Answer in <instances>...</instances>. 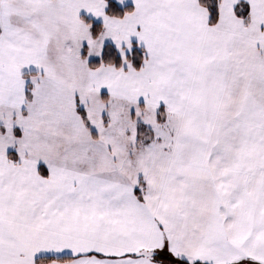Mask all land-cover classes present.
<instances>
[{"label": "snow or ice", "instance_id": "obj_1", "mask_svg": "<svg viewBox=\"0 0 264 264\" xmlns=\"http://www.w3.org/2000/svg\"><path fill=\"white\" fill-rule=\"evenodd\" d=\"M0 264H264V0H0Z\"/></svg>", "mask_w": 264, "mask_h": 264}]
</instances>
